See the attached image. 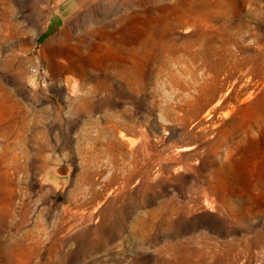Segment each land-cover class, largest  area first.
Masks as SVG:
<instances>
[{
    "label": "rangeland",
    "instance_id": "rangeland-1",
    "mask_svg": "<svg viewBox=\"0 0 264 264\" xmlns=\"http://www.w3.org/2000/svg\"><path fill=\"white\" fill-rule=\"evenodd\" d=\"M0 264H264V0H0Z\"/></svg>",
    "mask_w": 264,
    "mask_h": 264
},
{
    "label": "water",
    "instance_id": "water-1",
    "mask_svg": "<svg viewBox=\"0 0 264 264\" xmlns=\"http://www.w3.org/2000/svg\"><path fill=\"white\" fill-rule=\"evenodd\" d=\"M72 76L70 74L64 76V90L67 94L73 96L78 89V85L75 83L72 89L66 88V77ZM74 77V76H72ZM75 169L72 164L59 163L49 167L46 170L47 180L51 183H57L59 180H69L74 175Z\"/></svg>",
    "mask_w": 264,
    "mask_h": 264
},
{
    "label": "bare ground",
    "instance_id": "bare-ground-1",
    "mask_svg": "<svg viewBox=\"0 0 264 264\" xmlns=\"http://www.w3.org/2000/svg\"><path fill=\"white\" fill-rule=\"evenodd\" d=\"M66 78H67V77H66ZM67 80H68V82H69V83H68V86H70V81L72 82V80H71V78H69V77L67 78ZM67 80H66V88H67ZM67 89H72V88H67ZM217 143H218V142H217ZM208 185L211 187V186H212V183L209 181V182H208Z\"/></svg>",
    "mask_w": 264,
    "mask_h": 264
},
{
    "label": "crops",
    "instance_id": "crops-1",
    "mask_svg": "<svg viewBox=\"0 0 264 264\" xmlns=\"http://www.w3.org/2000/svg\"><path fill=\"white\" fill-rule=\"evenodd\" d=\"M55 25V24H54ZM50 32H52L53 30H49Z\"/></svg>",
    "mask_w": 264,
    "mask_h": 264
}]
</instances>
